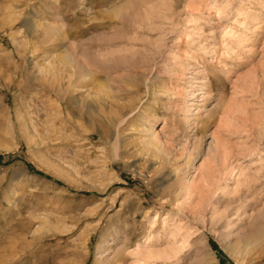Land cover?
Listing matches in <instances>:
<instances>
[{"label":"rangeland","instance_id":"rangeland-1","mask_svg":"<svg viewBox=\"0 0 264 264\" xmlns=\"http://www.w3.org/2000/svg\"><path fill=\"white\" fill-rule=\"evenodd\" d=\"M0 264H264V0H0Z\"/></svg>","mask_w":264,"mask_h":264},{"label":"bare ground","instance_id":"bare-ground-1","mask_svg":"<svg viewBox=\"0 0 264 264\" xmlns=\"http://www.w3.org/2000/svg\"><path fill=\"white\" fill-rule=\"evenodd\" d=\"M72 59H75V62L77 63V65H78V69L80 70V71H84V62L83 61H81V59H79V56L77 57H73Z\"/></svg>","mask_w":264,"mask_h":264}]
</instances>
